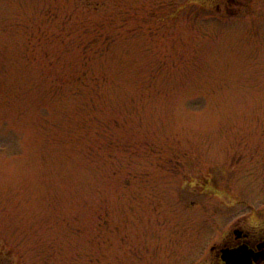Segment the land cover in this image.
Returning <instances> with one entry per match:
<instances>
[{"label": "rangeland", "instance_id": "374dc122", "mask_svg": "<svg viewBox=\"0 0 264 264\" xmlns=\"http://www.w3.org/2000/svg\"><path fill=\"white\" fill-rule=\"evenodd\" d=\"M0 0V264H192L264 211V0Z\"/></svg>", "mask_w": 264, "mask_h": 264}, {"label": "flooded vegetation", "instance_id": "af4514ba", "mask_svg": "<svg viewBox=\"0 0 264 264\" xmlns=\"http://www.w3.org/2000/svg\"><path fill=\"white\" fill-rule=\"evenodd\" d=\"M251 0H227L224 6L229 14L244 7ZM249 226L243 221H233L218 240L209 244L207 249L192 264H264V211L261 217L250 216Z\"/></svg>", "mask_w": 264, "mask_h": 264}]
</instances>
